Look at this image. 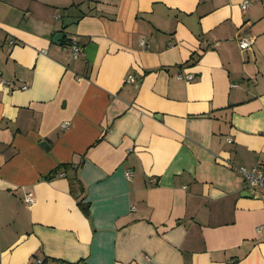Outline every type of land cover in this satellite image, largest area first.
Returning <instances> with one entry per match:
<instances>
[{"label":"crops","instance_id":"0c3cea01","mask_svg":"<svg viewBox=\"0 0 264 264\" xmlns=\"http://www.w3.org/2000/svg\"><path fill=\"white\" fill-rule=\"evenodd\" d=\"M245 1L0 0V264H264V189L236 170L264 172Z\"/></svg>","mask_w":264,"mask_h":264},{"label":"built area","instance_id":"2783aa9c","mask_svg":"<svg viewBox=\"0 0 264 264\" xmlns=\"http://www.w3.org/2000/svg\"><path fill=\"white\" fill-rule=\"evenodd\" d=\"M251 5V2L250 0H247L243 3L242 5V8L244 10H247ZM147 42L145 40L142 41V45H146ZM253 44V40L251 38H246L244 39L240 46H241V49L242 50H248L251 48ZM79 54H80V48L78 45H74V49H73V56H74V59H77L79 57ZM180 78L181 79H184V77L182 75H180ZM188 80H192L193 79V76H189L187 77ZM128 82L130 83H135L136 82V77L134 75H130L129 78H128ZM3 85L5 87H7L9 85V82L7 81H4ZM23 89H27V86L23 87ZM70 125L68 123L65 124V128L69 127ZM230 142H232L230 140ZM236 170L240 171L241 173H243L245 179H246V183H247V187L253 189L254 191H256L257 188H262L264 189V172L263 170L260 168V166H257L251 170L249 169H245V168H236ZM127 176L129 178H132L133 177V172L132 171H128L127 172ZM255 195L259 196L258 194H256L255 192ZM25 201L26 203L29 205V206H33L35 203H36V198L35 196L32 194V193H28L26 194V198H25ZM262 230V229H260ZM37 264H42L41 261H38Z\"/></svg>","mask_w":264,"mask_h":264},{"label":"trees","instance_id":"16d2710c","mask_svg":"<svg viewBox=\"0 0 264 264\" xmlns=\"http://www.w3.org/2000/svg\"><path fill=\"white\" fill-rule=\"evenodd\" d=\"M69 42L72 43L70 40ZM69 42L63 41V44L67 45ZM68 167H71V166L61 165L53 173H51V175H49L47 179H53L55 176L59 174V172L62 169L68 168ZM70 187H71V193L79 200L80 207L85 212V214L89 216L90 215V203L85 202V198L83 197V194L85 193V187L78 175V172H76L73 176L70 177ZM44 264H47V263H44Z\"/></svg>","mask_w":264,"mask_h":264},{"label":"water","instance_id":"95a60500","mask_svg":"<svg viewBox=\"0 0 264 264\" xmlns=\"http://www.w3.org/2000/svg\"><path fill=\"white\" fill-rule=\"evenodd\" d=\"M63 38H64V35H63V34H57V35L55 36V38H54V42H55L56 44H59ZM43 146H44V147H47V146H48L47 142H44V143H43Z\"/></svg>","mask_w":264,"mask_h":264}]
</instances>
